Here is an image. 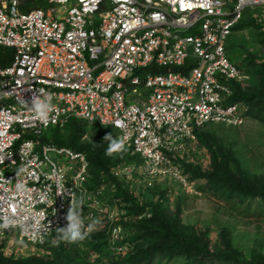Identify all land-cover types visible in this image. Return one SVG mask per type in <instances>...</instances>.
Returning <instances> with one entry per match:
<instances>
[{"label": "built area", "instance_id": "built-area-1", "mask_svg": "<svg viewBox=\"0 0 264 264\" xmlns=\"http://www.w3.org/2000/svg\"><path fill=\"white\" fill-rule=\"evenodd\" d=\"M31 1L0 0V51L13 52L0 65V237L46 245L67 226L71 199L89 234L102 212L88 156L43 143L50 129L72 120L112 129L146 173L188 186L179 159L197 131L245 124L233 85L251 77L228 47L249 11L264 26V0ZM39 89L54 97L47 123L29 107Z\"/></svg>", "mask_w": 264, "mask_h": 264}, {"label": "rangeland", "instance_id": "rangeland-1", "mask_svg": "<svg viewBox=\"0 0 264 264\" xmlns=\"http://www.w3.org/2000/svg\"><path fill=\"white\" fill-rule=\"evenodd\" d=\"M262 31L264 28H258L255 23L247 25L232 36L229 53L251 77L240 87L250 94L256 91L263 94L259 93L251 105L242 102L246 115L249 114L243 126L213 124L200 130L206 141H201L197 135L179 159L188 176V186L172 178L150 176L140 157L127 149L106 155L102 140L109 134L119 137L116 133L103 130L100 134L97 126L77 120L84 128L72 143L71 129H50L47 132L50 141L63 142L73 149L72 144L77 150L91 154L94 166L91 186L103 189L105 195L99 198L102 212L88 236L101 234L103 240L97 241H109L111 248H107L108 251L93 248L89 244L96 242L95 239L90 242L87 238L68 243L55 236L40 248L8 239L6 256H45L67 260L70 264L83 260L109 264L114 258L120 259L121 264H244L205 255L194 245L201 243L213 253L264 258V202L247 196L239 188L243 178L235 166L238 159L248 172L252 187L264 185V121L257 118H264ZM62 162L65 166L70 164L67 158ZM215 165L222 173L216 171ZM196 170L218 174L207 177ZM224 173L228 180L222 176ZM111 187L115 191L109 193ZM116 230L119 233L114 235ZM180 241L186 244L178 247ZM141 255L143 258L137 257Z\"/></svg>", "mask_w": 264, "mask_h": 264}, {"label": "trees", "instance_id": "trees-1", "mask_svg": "<svg viewBox=\"0 0 264 264\" xmlns=\"http://www.w3.org/2000/svg\"><path fill=\"white\" fill-rule=\"evenodd\" d=\"M29 4V7L32 6L33 8H46L48 6V0H32ZM251 21L252 24H256L258 26V28H262L263 26L261 24L258 23L257 20L253 19L252 17H250L249 13H247L243 19V21L241 22V24L236 28L235 30V33L241 31L244 27H246L247 25H251V23L249 22ZM263 36H264V31H262L261 33ZM232 38L230 40V44H229V51H230V48L232 46ZM12 50L10 49H7V50H1L0 51V65L1 66H7L9 64H11V61H12ZM232 59V58H231ZM233 60V59H232ZM234 61V60H233ZM241 67V66H240ZM242 68V67H241ZM262 68H263V71H264V61H263V64H262ZM159 72H161V70H157ZM246 72V71H245ZM233 89L235 90V93H234V101H240V102H243L246 106L247 105H251L252 103H254L257 99H258V96H259V93L260 95H262L263 93L260 92V91H256L254 94H250L248 92H245L241 87L240 85H237V84H234L233 85ZM249 113V111L247 112V114ZM251 113V111H250ZM249 115V114H248ZM259 118L260 120H263L264 121V118L262 116L260 117H257ZM82 122L80 121H77V120H72L69 122V124L66 126L69 130L71 129V142H75L77 141L76 139L78 138V135L80 133H82L83 131V125L81 124ZM99 128V133L102 134L103 133V130H108L110 131L112 134L116 133L114 132V130L112 129H108V128H104L100 125H95ZM58 129V128H56ZM197 135L199 137V139L201 141H206V139L204 138V136L200 133V130L197 131ZM48 134L46 133L45 136H43L41 138V141L43 143H46V142H49L50 140L47 138ZM103 141V145L107 148L108 147V141H105V140H102ZM57 144L59 145H63V146H66V144H64L63 142H58ZM71 147L75 150H77V148L70 144ZM79 151V150H77ZM127 151L129 152H132L131 149H127ZM79 152H83L85 153L87 156H88V159H89V162L91 164V169H90V175H91V178H92V174H93V163H92V160H91V154L89 155L88 152L86 151H79ZM129 162H132V161H129ZM218 163V162H217ZM235 166H236V169L238 170V172L240 173V175L242 176V182H241V185L242 187H239L241 188L244 193L247 194V196L253 198V199H260L264 202V185H261V186H257V187H252L248 181V172L242 167V164L241 162L236 159L235 160ZM215 169L216 171L218 170V173H222V171L220 170V167H218L217 165H215ZM196 172H198L199 175H203V176H207V177H212V176H215L216 174L218 173H204L200 170H196ZM224 178H227L226 174L224 173L222 175ZM93 179V178H92ZM106 182V180H103ZM91 189H96V187H91ZM112 191H115L113 187L110 188L109 190V193H111ZM107 193V192H106ZM115 196V194H114ZM124 196V195H123ZM124 198V197H123ZM112 200V199H111ZM135 203L137 204V201H135ZM112 210V209H111ZM153 214H157L156 211H152ZM55 236H58V233L54 234L53 237L50 239L52 240ZM9 238H0V264H70V261H59V259H52V258H47L45 256H30V257H18V256H6L5 254V251H6V248L9 246V243L10 242L8 240ZM91 239H95L96 242H91ZM49 240V241H50ZM87 240H90V244L91 246H93V248H96V249H105L106 251H108L109 248H111V243L109 241H106V242H98L99 240H103V236L101 234H95V235H91V236H88L87 237ZM98 240V241H97ZM49 244V242H48ZM184 244H186V242L184 241H180L179 244H178V247L179 246H183ZM196 248L200 249L203 251V253L205 255H216L217 257L219 258H224V259H227V260H232V261H235V262H238V263H244V264H264V258L263 257H254V258H251V259H248L240 254H237V253H227V252H217V253H213L212 251H210V249H208L206 246L202 245L201 243H195L194 244ZM108 248V249H107ZM144 255V254H143ZM74 256V260H76V256L73 254ZM138 258H143V256H137ZM125 263V262H124ZM79 264H101V261H97V262H94V263H89L87 261L84 262L81 261V263ZM109 264H121V260L118 258L117 259H113L111 261H109Z\"/></svg>", "mask_w": 264, "mask_h": 264}, {"label": "clouds", "instance_id": "clouds-1", "mask_svg": "<svg viewBox=\"0 0 264 264\" xmlns=\"http://www.w3.org/2000/svg\"><path fill=\"white\" fill-rule=\"evenodd\" d=\"M39 92L41 93V95L35 96L33 98L31 106H29L24 100H22L21 103L27 104L30 107V110L34 113V117H33L34 119H37L42 123H47L50 118V114L55 110V105L53 104L54 97L51 93H46L43 89H39ZM246 117L248 118V115H246ZM105 140L108 141V147L105 152L106 155L111 156L114 153L122 152L125 150V141L123 138L121 137L114 138L111 134H109L105 137ZM20 152H21V156L23 159V157L26 154L24 153L23 149H21ZM16 171H17V177H18L16 189L17 191H23L24 185L20 182L19 177L21 176V174H25V175L28 174V169L26 166L21 165ZM81 207H82V204L80 208H77L75 202L73 201V199H71V206H70V209L66 217L68 224L65 227H61L57 229L58 238L60 240L68 242V243H76V242L85 240L87 236L89 235V233L84 230V220L81 214ZM3 226L7 227L8 223L6 222ZM52 237L53 236H51V238ZM0 238H3V237H0ZM51 238L48 239L46 245H48V242ZM9 239L12 240L13 238L12 239L9 238ZM23 244H26V243H23ZM30 246H33L35 248L43 247V246H34V245H30ZM32 248L28 250H31ZM24 255L25 254H23V256ZM18 257H21V256H18Z\"/></svg>", "mask_w": 264, "mask_h": 264}]
</instances>
